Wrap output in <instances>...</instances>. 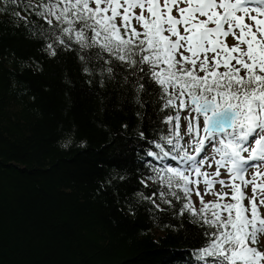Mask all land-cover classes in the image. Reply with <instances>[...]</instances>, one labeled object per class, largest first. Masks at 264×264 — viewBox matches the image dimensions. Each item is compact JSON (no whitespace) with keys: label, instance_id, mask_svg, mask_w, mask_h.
I'll return each mask as SVG.
<instances>
[{"label":"trees","instance_id":"trees-1","mask_svg":"<svg viewBox=\"0 0 264 264\" xmlns=\"http://www.w3.org/2000/svg\"><path fill=\"white\" fill-rule=\"evenodd\" d=\"M50 2L0 0V264H203L200 221L163 182L185 165L150 155L172 147L174 110L128 63L69 47Z\"/></svg>","mask_w":264,"mask_h":264},{"label":"snow or ice","instance_id":"snow-or-ice-1","mask_svg":"<svg viewBox=\"0 0 264 264\" xmlns=\"http://www.w3.org/2000/svg\"><path fill=\"white\" fill-rule=\"evenodd\" d=\"M43 7L40 16L66 25L69 47L74 36L98 61L111 63L107 71L128 63L139 89L147 92L153 81L159 85L154 90L162 93V108L174 110L164 113L173 125L166 141L172 147L164 151L157 144L162 155H150L185 165L163 168V182L183 194L170 191L183 200L176 214L189 212L200 221L204 246L196 259L264 264V0H52ZM228 37L236 43L229 45ZM91 55L85 52L81 59L87 63ZM181 141L192 147L191 154ZM205 164H214L215 171H203ZM251 168L256 170L248 177ZM213 194L215 200L205 201ZM157 195L164 193H152Z\"/></svg>","mask_w":264,"mask_h":264},{"label":"rangeland","instance_id":"rangeland-1","mask_svg":"<svg viewBox=\"0 0 264 264\" xmlns=\"http://www.w3.org/2000/svg\"><path fill=\"white\" fill-rule=\"evenodd\" d=\"M48 18H49V19H52V21H55V20H54L53 18H51V17H48ZM245 22H248V21L246 20ZM227 43H228L229 45H232V44L236 43V41H235L233 38L228 37V38H227ZM184 115H186V113H183V132L185 133L186 121L184 120ZM188 139H190V138H189V137H185V141H187ZM185 141H184V144H185L186 146H188L189 148L192 149V147H190L189 144L186 143ZM208 151H209V155H212V150L209 149ZM200 155L202 156L203 153H201ZM244 155H247V153H245ZM199 158H200V156H198V159H199ZM208 163H211V160H209ZM254 163H256V162H254ZM202 170H203V171H206V172H209V173H213V172L215 171V165L213 164V166H212L211 168H209V167L207 166V164H205V165H204V168H203ZM255 170H256L255 168H251V169H249V171H248V173H247L248 177H251V175L253 174V172H255ZM221 178H223V179H225V180L228 179V176H227V174L224 172L223 169H221ZM219 189H220V186L217 184V185L215 186V191H219ZM200 191H201V193L203 194V191H204V185H203V184H201V186H200ZM247 192H248L249 195L251 194V186H249V188L247 189ZM193 198H194V201H195L196 207L198 208V207L200 206V205H199V199H198V197H196L195 195H193ZM204 199H205V201L215 200V199H216V196H215L214 194H213V195H205V196H204ZM246 204H247V202H246ZM261 239L264 240V237H261Z\"/></svg>","mask_w":264,"mask_h":264}]
</instances>
